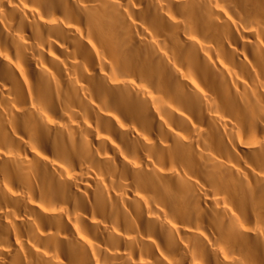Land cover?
<instances>
[{"label": "bare ground", "instance_id": "1", "mask_svg": "<svg viewBox=\"0 0 264 264\" xmlns=\"http://www.w3.org/2000/svg\"><path fill=\"white\" fill-rule=\"evenodd\" d=\"M0 264H264V0H0Z\"/></svg>", "mask_w": 264, "mask_h": 264}]
</instances>
